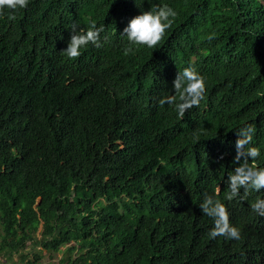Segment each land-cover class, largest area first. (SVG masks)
<instances>
[{"label":"trees","instance_id":"trees-1","mask_svg":"<svg viewBox=\"0 0 264 264\" xmlns=\"http://www.w3.org/2000/svg\"><path fill=\"white\" fill-rule=\"evenodd\" d=\"M152 3L177 17L154 48L123 54ZM101 47L62 54L76 26ZM206 79L176 115L179 70ZM253 123L264 165V0H28L0 9V257L26 264H264V189L224 200L236 128ZM219 189L217 192L216 190ZM205 195L240 239L210 238ZM40 247V249H38Z\"/></svg>","mask_w":264,"mask_h":264},{"label":"clouds","instance_id":"clouds-1","mask_svg":"<svg viewBox=\"0 0 264 264\" xmlns=\"http://www.w3.org/2000/svg\"><path fill=\"white\" fill-rule=\"evenodd\" d=\"M28 5V0H0V9L19 10ZM177 17V11L171 5L152 3L150 9L142 10L140 14L130 19L123 28L121 36L126 38L122 51L124 55L134 53L141 46L154 48L161 41ZM104 25L99 27L93 22L87 30L74 26L71 29L70 39L62 54L69 59L81 55L89 44L101 47V33ZM174 94L162 95L158 103L173 107L176 115L184 117L186 111L200 105L206 93V79L194 67L188 66L179 70L172 81ZM253 123H245L236 128L235 141L236 155L234 163L239 162L234 170L228 173L225 181L227 187L224 200L243 199L250 192H260L264 189V165L258 166L261 149L255 146L253 137L256 132ZM217 192L219 189L216 190ZM203 214L212 218L213 226L208 235L210 238L224 237L239 240L240 229L230 222V213L225 203L215 195H205L199 204ZM250 207L254 213L264 216V198L257 197Z\"/></svg>","mask_w":264,"mask_h":264},{"label":"rangeland","instance_id":"rangeland-1","mask_svg":"<svg viewBox=\"0 0 264 264\" xmlns=\"http://www.w3.org/2000/svg\"><path fill=\"white\" fill-rule=\"evenodd\" d=\"M40 249V247H38ZM64 252L58 255V258L55 260H49V258H45L44 264H60V260L63 258L64 253L66 251V247L63 249ZM0 264H26V262L22 261V255L15 254L14 256L10 257L9 255L0 257Z\"/></svg>","mask_w":264,"mask_h":264}]
</instances>
